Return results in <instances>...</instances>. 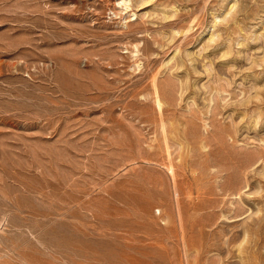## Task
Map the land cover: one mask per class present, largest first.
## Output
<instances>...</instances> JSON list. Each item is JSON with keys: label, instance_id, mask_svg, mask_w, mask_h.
<instances>
[{"label": "rangeland", "instance_id": "rangeland-1", "mask_svg": "<svg viewBox=\"0 0 264 264\" xmlns=\"http://www.w3.org/2000/svg\"><path fill=\"white\" fill-rule=\"evenodd\" d=\"M261 57L264 0H0V264H264Z\"/></svg>", "mask_w": 264, "mask_h": 264}, {"label": "bare ground", "instance_id": "bare-ground-1", "mask_svg": "<svg viewBox=\"0 0 264 264\" xmlns=\"http://www.w3.org/2000/svg\"><path fill=\"white\" fill-rule=\"evenodd\" d=\"M137 1V0H136ZM140 1V0H139ZM142 1V0H141ZM139 4V3H138ZM233 5V4H232ZM231 6V5H230ZM235 6V4L233 5V7ZM232 7V8H233ZM230 8V7H229ZM227 9V8H226ZM229 10V9H228ZM236 10V9H235ZM227 14H228V12H226ZM233 14V13H232ZM226 16V15H225ZM232 17V16H231ZM230 17V19H232ZM164 18V17H163ZM226 18V17H225ZM235 18V17H234ZM229 19V18H228ZM217 20V19H216ZM227 20V19H226ZM235 20V19H234ZM233 20V21H234ZM216 22V21H215ZM214 22V23H215ZM222 22V21H221ZM222 25V24H221ZM256 34V33H255ZM174 35V34H173ZM213 33L210 35L211 37H209L210 39H212V37H213ZM260 35L261 34H259V37H260ZM257 36V35H256ZM258 37V36H257ZM256 38V37H255ZM214 39H215V36H214ZM169 40H171V39H169ZM211 41V40H210ZM209 41V44L211 43ZM213 41V40H212ZM224 52H226L227 53V51L225 50ZM224 52H223V54H224ZM225 53V54H226ZM191 54V53H190ZM227 54H229V53H227ZM188 56V55H187ZM192 56V55H191ZM189 57V56H188ZM225 57V56H224ZM262 58V57H261ZM264 58V57H263ZM262 58V59H263ZM194 59V58H193ZM183 60V59H182ZM263 63H264V61H263ZM179 67V66H178ZM198 72V71H197ZM155 78H157V77H155ZM257 83V82H256ZM264 87V86H263ZM263 87H262V89H263ZM162 89V88H161ZM183 89H184V86H183ZM223 90V89H222ZM258 90V89H257ZM256 92V91H255ZM153 93H154V100H155V103H157V106H161V104H163V103H161V92H160V87L158 86V83L157 82H154L153 83ZM258 93V92H257ZM256 93V94H257ZM258 94H261L260 92L258 93ZM261 97V96H260ZM257 99H258V95H257ZM254 100V99H253ZM256 101H258V100H256ZM246 102V101H245ZM239 103V102H238ZM249 103V102H248ZM237 104V103H236ZM243 105V104H242ZM257 105V104H256ZM160 108V107H159ZM260 108V107H259ZM256 124V123H255ZM254 125V124H253ZM164 126V125H163ZM162 126V127H163ZM255 126V125H254ZM163 129H164V127H163ZM164 131H165V129H164ZM174 132V131H173ZM165 139V138H164ZM261 151V150H260ZM259 151V152H260ZM258 153V152H257ZM262 153V152H261ZM263 154V153H262ZM262 154H260V155H262ZM262 156H263V158H262ZM262 156H260V157H258V155H257V157L258 158H256L251 164H263L264 165V155H262ZM253 157V156H252ZM252 159V158H251ZM247 164V163H246ZM248 164H249V162H248ZM250 166V165H249ZM171 167V166H170ZM171 171H172V173H174V166L172 165V167H171ZM262 173V172H261ZM264 177V176H263ZM240 179V178H239ZM236 184H238L237 182H236ZM222 186V185H221ZM233 187L235 186V184L234 185H232ZM237 186V185H236ZM239 186V185H238ZM237 188V187H236ZM239 189H237L236 191H234V189L233 188H230L229 187V191H230V193H232L231 195H233V194H239L240 192H238V191H240V187H238ZM224 189H227V188H224ZM231 189H233V191L231 190ZM227 191H228V189H227ZM259 191V190H258ZM246 193V192H245ZM250 193V192H249ZM254 193H255V191H254ZM227 194V193H226ZM247 194V193H246ZM238 197H241L240 195L238 196ZM237 197V198H238ZM259 199V198H258ZM239 200V199H238ZM261 200V199H260ZM233 203V202H232ZM236 203V202H235ZM240 204V203H239ZM234 206V208L235 207H237V206H235V205H233ZM237 208H239V207H237ZM229 209H230V207H229ZM233 209V208H232ZM242 209V208H241ZM240 209V212H241V214L243 215L244 213L242 212V210ZM236 210V215L235 216H238L239 217V214H237L238 212H239V210L238 209H235ZM249 210V209H248ZM260 210H261V208H260ZM260 210H259V213H260ZM233 211V210H232ZM244 211V210H243ZM247 211V210H246ZM239 212V213H240ZM235 213V212H234ZM263 214H264V212H263ZM241 216V215H240ZM232 217V216H231ZM257 218H259V217H257ZM253 219V218H252ZM251 219V220H252ZM260 220H261V218L260 219H257V220H254L255 221V223L254 224H256V225H260L259 224V222H260ZM262 223V222H261ZM256 225H255V227H256ZM263 226V225H262ZM252 228H253V225H252ZM260 228V227H259ZM249 229H251V227L249 226V227H245V229H244V233L245 234H248L247 236L249 237ZM254 229V228H253ZM262 229H263V227H262ZM252 230V229H251ZM253 231V230H252ZM251 231V232H252ZM255 231V230H254ZM260 230H257V233L259 232ZM237 233V232H236ZM235 233V234H236ZM253 233V232H252ZM241 234H242V232H241ZM251 234V233H250ZM256 234V233H255ZM255 234H253V235H255ZM240 235V234H239ZM232 236V235H231ZM238 236V235H237ZM236 237V236H235ZM239 237V236H238ZM246 237V236H245ZM247 237V238H248ZM229 239H231V238H229ZM243 239H245V238H243ZM250 239V238H249ZM234 240V239H233ZM237 240H238V238H237ZM248 240V239H247ZM260 240V239H259ZM246 241V240H245ZM231 242V241H230ZM242 242H244V241H242ZM241 243V242H240ZM240 245V244H239ZM251 245V244H250ZM242 246V245H241ZM238 249H239V246H238ZM246 249V248H245ZM243 258V257H242ZM247 258V257H246ZM245 260V259H244ZM258 260V259H257Z\"/></svg>", "mask_w": 264, "mask_h": 264}]
</instances>
